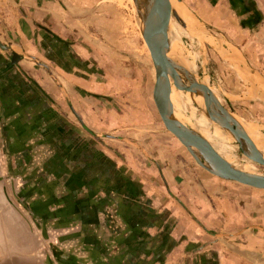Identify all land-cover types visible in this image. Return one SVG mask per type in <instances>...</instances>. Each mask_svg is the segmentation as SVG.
<instances>
[{
	"label": "crops",
	"instance_id": "0c3cea01",
	"mask_svg": "<svg viewBox=\"0 0 264 264\" xmlns=\"http://www.w3.org/2000/svg\"><path fill=\"white\" fill-rule=\"evenodd\" d=\"M64 1L0 0V264H60L50 246L82 264H264V190L194 180L161 134L92 119L109 111L83 95Z\"/></svg>",
	"mask_w": 264,
	"mask_h": 264
},
{
	"label": "rangeland",
	"instance_id": "374dc122",
	"mask_svg": "<svg viewBox=\"0 0 264 264\" xmlns=\"http://www.w3.org/2000/svg\"><path fill=\"white\" fill-rule=\"evenodd\" d=\"M128 1L65 0L63 3L66 9L72 11V18L68 14L67 26L72 28V36L80 44L79 49L84 54L81 65L83 72H76L84 77L86 89L83 90V95L96 94L92 97L97 99L94 102L109 111V115L100 113L98 116L92 115V119L99 124L104 123L100 125L107 133L104 134L114 138L145 134L144 138L148 143L151 134H161L163 141L160 143L172 146V150L177 148L181 153L178 156L194 169L192 179L223 181L224 179L201 168L186 148L165 128L152 99L154 70L150 54L142 38L138 18L134 7L132 8L133 3ZM180 1L196 23L193 27L189 24L187 29L178 22L177 26H180L179 42L182 52L193 61L192 72L197 80L205 81L204 83L213 87V91L217 90L220 102L227 110L250 123L264 127V100L255 99V95L244 97L252 94V88L257 89V93L264 94L252 81L247 80L242 70L236 65L233 67L227 59V54L235 49L264 82V0L248 1L254 10V14L249 17L235 12L226 0ZM240 21L244 24H240ZM62 59L68 60L69 64L73 63L68 58ZM239 71L244 79L239 77ZM247 90L250 92L246 93ZM184 114H188L185 107ZM235 154L239 162L246 158L239 147ZM255 165L258 172L264 174V167ZM228 182L242 186L236 182ZM50 247L51 257L57 263L52 253L54 248ZM37 255L30 257H35L42 264L41 257ZM4 262L27 264L18 259Z\"/></svg>",
	"mask_w": 264,
	"mask_h": 264
},
{
	"label": "water",
	"instance_id": "95a60500",
	"mask_svg": "<svg viewBox=\"0 0 264 264\" xmlns=\"http://www.w3.org/2000/svg\"><path fill=\"white\" fill-rule=\"evenodd\" d=\"M132 2L154 70L152 99L165 128L179 140L196 163L210 174L245 187L264 190L263 173L254 174L236 168L216 154L206 139L173 117L170 102V80L181 90L189 91L193 95H202L206 101L208 119L223 130L229 128L227 117L231 114L234 115V113L222 105L208 84L197 81L193 72L189 74L181 65L168 57L169 40L166 32L170 17H173L176 22L187 29L185 22L171 7L170 0H132ZM0 48L8 49L9 47L0 41ZM227 56L233 67L235 63H238L250 76L256 85L255 87L264 94L263 80L252 71L246 59L238 54L235 49ZM19 59V55L13 51L10 65ZM230 135L235 139L240 151L248 160L264 167L262 153L245 132ZM52 253L55 260L60 264H82L80 262L75 263L74 257L66 254L62 249L59 252L54 249Z\"/></svg>",
	"mask_w": 264,
	"mask_h": 264
},
{
	"label": "bare ground",
	"instance_id": "6f19581e",
	"mask_svg": "<svg viewBox=\"0 0 264 264\" xmlns=\"http://www.w3.org/2000/svg\"><path fill=\"white\" fill-rule=\"evenodd\" d=\"M130 1L131 3H133L132 0H129L128 2ZM170 4H171V7L180 16V18H182V20L185 22L187 27L189 26V24L192 27L196 26L194 19L189 14H187V8L182 3V1L170 0ZM133 7L134 5L132 6V8ZM177 25L179 24L176 22V20H174L173 17L172 18L170 17L169 25L167 27V32H166L167 38L169 40V50H168L167 55L169 58L176 61L177 64L181 65L190 74L193 71V61H191L189 57H187L186 54L184 55V53L182 52L180 42H179L180 32H179L178 27L180 26H177ZM198 30H201V29H198ZM201 31L200 33H202ZM211 39L214 41L212 37ZM222 53L223 52L221 51V54ZM222 55H225V54L223 53ZM228 64H230V62ZM234 65H236L240 70H242L245 73V76L249 82L252 81L250 76L246 73V71L242 67L238 65V63H235ZM236 70L238 71V69ZM240 73L241 71L238 72V74ZM239 77L243 78L244 76L240 74ZM209 88L216 95V97H218V99L220 100L219 92L215 89H214L215 91H213L212 89L213 87L211 88V86ZM170 89H171L170 90V102L172 104L173 117L176 120L180 121L187 127L196 131L199 135H201L204 139H206L212 145L213 150L216 154L224 158L227 162H229L236 168L249 172V173H254V174L260 173L258 172V168L255 165L256 163H253L247 158L242 159L239 162L238 157L235 154V151L237 150L238 145H236L235 139L230 134L242 132V131L245 132L264 157V127H262L263 125L260 126L261 124L258 125L256 123H250L242 119L241 117H238L237 115L235 114L233 115L230 113L231 115L227 117L229 121V128L227 130H223L216 123L208 119L206 101L203 99L202 95L200 94L193 95L189 91L181 90L175 86L172 80H170ZM249 92L250 91L247 90L246 93H249ZM252 95H255L254 97L255 99H260L261 101L264 100V96L261 95L260 93H257V89L255 88H252V94H246V96L244 97H249ZM192 102H194L195 105ZM184 107L188 111L187 115L184 114Z\"/></svg>",
	"mask_w": 264,
	"mask_h": 264
},
{
	"label": "flooded vegetation",
	"instance_id": "af4514ba",
	"mask_svg": "<svg viewBox=\"0 0 264 264\" xmlns=\"http://www.w3.org/2000/svg\"><path fill=\"white\" fill-rule=\"evenodd\" d=\"M226 1L229 3L231 7H233L232 9L239 14L247 15L248 17L254 14L253 12L254 10L251 4L248 3V1L250 2V0H226ZM240 24H244V22L240 21Z\"/></svg>",
	"mask_w": 264,
	"mask_h": 264
}]
</instances>
